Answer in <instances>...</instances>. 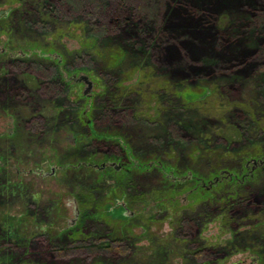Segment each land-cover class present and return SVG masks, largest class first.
Wrapping results in <instances>:
<instances>
[{"label": "rangeland", "instance_id": "rangeland-1", "mask_svg": "<svg viewBox=\"0 0 264 264\" xmlns=\"http://www.w3.org/2000/svg\"><path fill=\"white\" fill-rule=\"evenodd\" d=\"M70 1L0 0V264H264V62L182 74L220 41L192 58ZM233 13L213 26L255 59Z\"/></svg>", "mask_w": 264, "mask_h": 264}, {"label": "trees", "instance_id": "trees-1", "mask_svg": "<svg viewBox=\"0 0 264 264\" xmlns=\"http://www.w3.org/2000/svg\"><path fill=\"white\" fill-rule=\"evenodd\" d=\"M66 0H55L59 5H66ZM71 0L73 6L80 4L82 11L80 13L95 18L105 29H111L115 33L126 34L132 31L134 34L135 26L132 24L133 13L137 14V20L141 24L137 29L141 32L145 42L147 38L153 40L157 34H162L164 38H159L160 42L167 40L168 35L183 39L178 43L189 52L192 58L203 55L213 56L206 53L211 42L220 41L217 49L213 46L212 51L218 52L217 66L211 63H205L203 66L196 67L191 62L186 61L181 73L195 72L201 73L207 70L214 71L216 67L224 66L229 70L236 67V75H244L252 72L256 67L264 62V51L261 54H255L254 58H247V48L242 40L227 38L222 43V34L213 26L212 19L220 12H227L229 15H235L239 18L238 32L239 39L245 35V30L252 25L255 30L256 39H264V0H137L139 3L136 7H131L125 0ZM189 2V3H187ZM193 4V5H191ZM60 8V6L58 7ZM69 8V6H68ZM67 9V8H66ZM80 9V8H79ZM185 10V11H183ZM68 11V9L66 10ZM183 11L182 18L180 14ZM248 26V27H246ZM160 29V30H159ZM211 31L203 34L205 31ZM139 35V34H137ZM200 35L202 40H200ZM203 35V36H202ZM140 36V35H139ZM237 36V37H238ZM185 37V38H183ZM169 39L167 41H169ZM144 42V41H143ZM182 43V44H181ZM164 44V43H163ZM162 45L160 52L163 53L164 60L174 59L178 55L174 45L165 47ZM178 48V46H176ZM159 50V49H158ZM164 51V52H163ZM221 51V52H219ZM160 56V55H159ZM18 86H12L8 90L10 99L16 94ZM16 90V92H15ZM24 92V89H20ZM26 92V91H25ZM120 113V112H119ZM79 211V209H78Z\"/></svg>", "mask_w": 264, "mask_h": 264}, {"label": "water", "instance_id": "water-1", "mask_svg": "<svg viewBox=\"0 0 264 264\" xmlns=\"http://www.w3.org/2000/svg\"><path fill=\"white\" fill-rule=\"evenodd\" d=\"M78 81H83L86 84V88L84 89V94H87V92L91 89L92 83L89 81L88 77L81 76ZM264 166V161L260 162Z\"/></svg>", "mask_w": 264, "mask_h": 264}]
</instances>
